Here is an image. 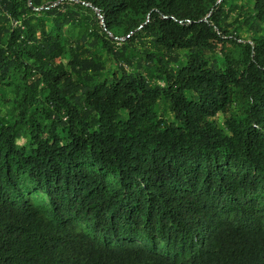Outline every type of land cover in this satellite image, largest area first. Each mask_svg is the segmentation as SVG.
Listing matches in <instances>:
<instances>
[{
  "label": "trees",
  "instance_id": "trees-1",
  "mask_svg": "<svg viewBox=\"0 0 264 264\" xmlns=\"http://www.w3.org/2000/svg\"><path fill=\"white\" fill-rule=\"evenodd\" d=\"M252 1L0 0V264H264Z\"/></svg>",
  "mask_w": 264,
  "mask_h": 264
},
{
  "label": "rangeland",
  "instance_id": "rangeland-1",
  "mask_svg": "<svg viewBox=\"0 0 264 264\" xmlns=\"http://www.w3.org/2000/svg\"><path fill=\"white\" fill-rule=\"evenodd\" d=\"M63 0H43L44 4L46 6H52L55 7L59 5ZM72 1V0H71ZM227 5L225 7L226 12L228 13L227 18H226V25H228L227 30L229 32H232L236 35H239L242 41H252L254 37H257V34L254 33V31L250 28V25L243 24L242 18L245 14H247L250 10V8L253 6V1L252 0H226ZM232 6L236 7L238 6L239 9H232ZM86 16L89 15L91 16L94 20H98L99 22H103V18L101 17L100 13L92 9L91 11H86ZM148 48V46H142L138 45L137 46V51L134 49L129 50V54L134 58L135 66L133 67H125L127 71H132L136 72V64L139 62H142V55L141 52H144L145 49ZM86 51V50H83ZM152 52H154L152 50ZM185 54V52H179V55L182 57ZM99 55L103 59V61L106 62L107 69L109 71H112L114 69H117L116 64L114 63V60L105 52L101 51L99 52ZM84 56H88L86 53ZM155 62V66H156ZM158 111L167 117L170 120H173L172 114L170 112L169 106L165 101H162L158 105ZM238 108L236 106H233L230 109V112L228 116L231 115H237ZM1 119V116H0Z\"/></svg>",
  "mask_w": 264,
  "mask_h": 264
}]
</instances>
